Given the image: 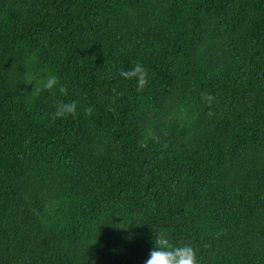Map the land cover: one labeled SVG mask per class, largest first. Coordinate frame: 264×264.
I'll list each match as a JSON object with an SVG mask.
<instances>
[{
    "label": "trees",
    "instance_id": "1",
    "mask_svg": "<svg viewBox=\"0 0 264 264\" xmlns=\"http://www.w3.org/2000/svg\"><path fill=\"white\" fill-rule=\"evenodd\" d=\"M160 232L264 264V0H0V264H144Z\"/></svg>",
    "mask_w": 264,
    "mask_h": 264
},
{
    "label": "clouds",
    "instance_id": "2",
    "mask_svg": "<svg viewBox=\"0 0 264 264\" xmlns=\"http://www.w3.org/2000/svg\"><path fill=\"white\" fill-rule=\"evenodd\" d=\"M120 75L127 78H135L137 89H143L147 84V69L142 63H135L127 69H121ZM45 89L49 91L58 90L66 94V89L58 83L56 75H49L41 82V87L37 92ZM211 97H209V101ZM77 110L75 101H57L54 111L51 113L52 119L74 115ZM144 264H198L195 251L190 244H174L170 241L165 232H160L154 240V247L151 249Z\"/></svg>",
    "mask_w": 264,
    "mask_h": 264
}]
</instances>
